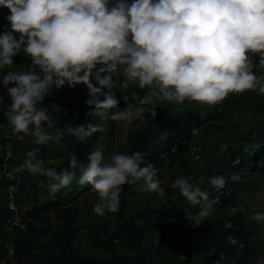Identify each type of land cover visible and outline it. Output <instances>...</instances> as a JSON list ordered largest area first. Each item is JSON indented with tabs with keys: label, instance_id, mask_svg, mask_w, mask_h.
<instances>
[{
	"label": "clouds",
	"instance_id": "1",
	"mask_svg": "<svg viewBox=\"0 0 264 264\" xmlns=\"http://www.w3.org/2000/svg\"><path fill=\"white\" fill-rule=\"evenodd\" d=\"M0 8L10 13L0 32V91L5 89L11 101L4 116L18 140L32 137L34 145L18 170L46 177L53 197L73 182L90 185L97 194V215L117 211L125 184L160 196L165 189L155 165L143 164L140 151L114 152L106 159L97 147L84 160L65 152L73 171L47 166L39 158L41 146L62 147L66 135L84 142L99 130L93 122L54 127L47 108L40 106L53 90L85 85L88 115L123 126L141 119L144 105L157 102L216 106L230 94L264 95V0H0ZM21 53L29 58L28 70H16L13 57ZM94 70L107 73L96 77L99 87L89 82ZM117 71L125 83L148 89L138 104L123 97L125 107H118ZM156 108L147 111L154 117ZM238 179L235 173L227 179L217 175L210 185L222 190L228 180ZM171 187L198 209H184L191 225L200 226L215 212L216 200L190 178L178 177ZM258 199L256 219L264 221ZM8 209L15 212L12 201Z\"/></svg>",
	"mask_w": 264,
	"mask_h": 264
},
{
	"label": "trees",
	"instance_id": "2",
	"mask_svg": "<svg viewBox=\"0 0 264 264\" xmlns=\"http://www.w3.org/2000/svg\"><path fill=\"white\" fill-rule=\"evenodd\" d=\"M8 14L7 9L0 8V32L8 24L5 19ZM252 59L258 63L259 57L254 54ZM13 60L16 70L31 67L23 53ZM106 74L94 70L89 82L99 87L96 77ZM113 82L117 84L113 92L121 109L125 107L123 97L129 101L131 93L141 98L148 91L135 83H125L119 71L113 74ZM87 99L88 90L83 84L53 90L45 98L40 106L47 108L54 127L93 122L99 130L84 142L78 143L66 135L62 147L41 146L39 158L57 171H73L65 152H73L78 160H84L97 147L106 159L114 152L140 151L144 154L143 164L155 165L165 195L125 184L117 211L104 215L93 212L97 194L90 185L73 182L53 197L46 177L18 170L25 155L18 160L13 157L20 140L4 116L11 101L3 89L0 91V264H263L264 223L256 219V214L261 213L258 194H264L263 95L257 91L230 94L216 106L196 102L144 105L146 118L137 120V127L127 129L121 148H114V141L111 143L117 130L115 122L108 117L91 118L88 113L92 109L85 104ZM153 106H157L154 117L147 111ZM245 114L247 119L243 120ZM261 116L263 119L256 124ZM193 130H197L196 135ZM201 133L213 135V145H205ZM193 136L200 138L198 148L190 143ZM181 143L184 145L180 146ZM174 145L181 149L177 156L179 175L170 174L173 160L165 157ZM193 155L196 159L191 160ZM75 171L79 175L78 169ZM233 173L239 179L228 180L222 190L210 185L211 177L224 175L227 179ZM178 177L190 178L216 200L215 212L203 218L200 226L191 225L184 211L195 213L198 209L171 187ZM82 194L86 199L78 206L77 197ZM131 199L136 200L130 202ZM247 199L256 209H241ZM10 201L15 212L8 209ZM139 220H143L141 225ZM82 231L86 235L83 245ZM190 242L192 248H187ZM9 246L14 250L10 258ZM118 247L125 255L116 253Z\"/></svg>",
	"mask_w": 264,
	"mask_h": 264
},
{
	"label": "rangeland",
	"instance_id": "3",
	"mask_svg": "<svg viewBox=\"0 0 264 264\" xmlns=\"http://www.w3.org/2000/svg\"><path fill=\"white\" fill-rule=\"evenodd\" d=\"M21 70H24L23 68H21ZM114 86L116 87L117 86V84L116 83H114ZM3 89V88H2ZM264 96V95H263ZM139 100H140V97H139V95H136L135 93H131V97L129 98V103L130 102H132V103H135V104H138L139 103ZM146 118V111H145V113L143 114V117L141 118V119H145ZM242 119L243 120H246L247 119V115L245 114V115H243L242 116ZM263 119V116H261V117H259V119H258V121H255V123L257 124L259 121H261ZM142 121V120H141ZM139 125V121H133L131 124H129V125H127V126H123V125H119V124H117L116 122H115V127L117 128V130H116V134L114 135V137H113V139L111 140V143H113L112 141H114V144H113V147L114 148H121L123 145H124V143H125V140H126V132H127V129L128 128H134L135 126L137 127ZM240 127L241 128H244V124L243 123H241L240 124ZM193 132H196L195 130L193 131ZM196 135V134H195ZM202 137V141H203V143L205 144V145H207V146H210V145H213V143H214V139H215V137L213 136V135H209V134H206V133H201V135H200V138ZM198 136L197 137H195V136H193L192 138H191V140H190V143L191 144H194V145H196L197 144V148H198V145H199V142H201V141H199V139H200ZM32 141H33V138L32 137H29V138H27L26 140L25 139H23V140H20L18 143H20V146H19V148L17 149V151H16V153H15V155L13 156L16 160H18L22 155H25V153L27 152V151H29V150H31V147H32ZM183 143H181L180 144V146L182 145ZM98 145H100L99 143H98ZM176 145V144H175ZM174 145V146H175ZM184 145V144H183ZM190 145V144H189ZM180 146L179 145H177V146H175L171 151H169L168 152V154H166L165 155V157H167L168 158V160L170 159V158H172L171 160H173V164L171 163V172H170V174H175V175H179V171H178V159H177V156H178V150H181L180 149ZM183 152V151H182ZM191 152L193 153V154H195L196 152L194 151H192V148H191ZM194 159H196V155H193V158H191V160H194ZM164 183L165 184H167L168 183V181L166 180V181H164ZM81 191L83 190V189H80ZM139 194H141V193H139ZM84 197H86L84 194H82V195H80L79 197H77V205L78 206H80L81 205V203H84L85 202V199L86 198H84ZM258 197L261 199V202L263 203V205H264V194L263 195H261V194H259L258 195ZM136 199H131V200H129L130 202H134ZM88 201V200H87ZM245 207H247V208H245ZM248 209L249 211H253L254 209H256V207L253 205V204H251V202H250V200H245L244 202H243V204L241 205V209L243 210V209ZM106 213H109V212H106ZM262 223H264V221H262V220H260ZM41 222V221H40ZM142 222H143V220H139L138 221V224L139 225H141L142 224ZM44 227V226H43ZM83 233H81V239H83L82 241H81V245H83V243H84V240H85V237H86V235H85V231H82ZM85 235V236H84ZM114 242H115V240H114ZM121 245V244H120ZM191 245H193L192 244V242H190L189 244H187L186 245V247L187 248H192V246ZM115 251H116V253L118 254V255H125V252L122 250V249H119V247L118 248H116L115 249Z\"/></svg>",
	"mask_w": 264,
	"mask_h": 264
},
{
	"label": "built area",
	"instance_id": "4",
	"mask_svg": "<svg viewBox=\"0 0 264 264\" xmlns=\"http://www.w3.org/2000/svg\"><path fill=\"white\" fill-rule=\"evenodd\" d=\"M194 133V132H193Z\"/></svg>",
	"mask_w": 264,
	"mask_h": 264
}]
</instances>
